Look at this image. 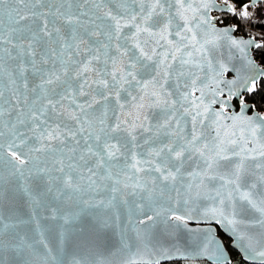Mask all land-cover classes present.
Here are the masks:
<instances>
[{
	"label": "water",
	"instance_id": "water-1",
	"mask_svg": "<svg viewBox=\"0 0 264 264\" xmlns=\"http://www.w3.org/2000/svg\"><path fill=\"white\" fill-rule=\"evenodd\" d=\"M232 11L0 0V264H264V116L242 99L264 68L216 24Z\"/></svg>",
	"mask_w": 264,
	"mask_h": 264
},
{
	"label": "trees",
	"instance_id": "trees-1",
	"mask_svg": "<svg viewBox=\"0 0 264 264\" xmlns=\"http://www.w3.org/2000/svg\"><path fill=\"white\" fill-rule=\"evenodd\" d=\"M231 2L232 5L236 6L238 10H241L243 7H249V0H227ZM264 5L260 4L257 8H261ZM258 15L255 17L252 16L248 19H241L237 15L227 16L224 20L225 24L232 25L237 29V34L256 39L260 43V48L254 49L253 56L256 58L257 62L262 68H264V6L263 10L259 9ZM224 16L223 14H220ZM243 101H246L252 104L253 108L256 111H259L264 116V78L256 85L255 89H251L249 93L245 94L242 98ZM233 262L232 264H247L241 261L239 255L234 251H231ZM166 264H207L205 262H177V263H166Z\"/></svg>",
	"mask_w": 264,
	"mask_h": 264
},
{
	"label": "rangeland",
	"instance_id": "rangeland-1",
	"mask_svg": "<svg viewBox=\"0 0 264 264\" xmlns=\"http://www.w3.org/2000/svg\"><path fill=\"white\" fill-rule=\"evenodd\" d=\"M218 3H223V4H226V5H232L231 2H228L227 0H218ZM233 6V11L231 12V14H223L224 16L222 15H216L214 14L213 16H216L218 19H217V22L216 24L218 26H225V25H228V24H225L224 20L227 18V16L229 15H232L234 13V15H237L239 18H243V19H248V18H251L252 16L255 15V17L258 15L257 13H259V9L260 10H263V6L261 8H251L250 6H246V7H243L241 10H238L236 6L232 5ZM230 26V25H228ZM232 26V25H231ZM234 27V26H233ZM239 35V34H238ZM251 90V89H250ZM250 92V91H249ZM224 241L226 242V240L224 239Z\"/></svg>",
	"mask_w": 264,
	"mask_h": 264
}]
</instances>
